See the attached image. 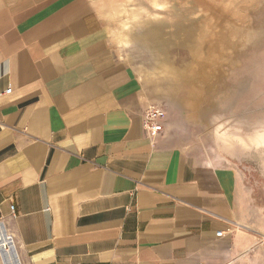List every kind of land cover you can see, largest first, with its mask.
I'll return each mask as SVG.
<instances>
[{"label": "crops", "instance_id": "0c3cea01", "mask_svg": "<svg viewBox=\"0 0 264 264\" xmlns=\"http://www.w3.org/2000/svg\"><path fill=\"white\" fill-rule=\"evenodd\" d=\"M103 31L88 0H0V222L19 263L264 264L238 170L191 158L166 117L144 130L154 94Z\"/></svg>", "mask_w": 264, "mask_h": 264}, {"label": "rangeland", "instance_id": "374dc122", "mask_svg": "<svg viewBox=\"0 0 264 264\" xmlns=\"http://www.w3.org/2000/svg\"><path fill=\"white\" fill-rule=\"evenodd\" d=\"M88 1L185 153L237 169L264 229V0Z\"/></svg>", "mask_w": 264, "mask_h": 264}, {"label": "built area", "instance_id": "2783aa9c", "mask_svg": "<svg viewBox=\"0 0 264 264\" xmlns=\"http://www.w3.org/2000/svg\"><path fill=\"white\" fill-rule=\"evenodd\" d=\"M10 91H11V88L8 87L2 92L9 93ZM165 115H166V112L163 107L158 106L157 104L149 105L148 108L145 110L143 117H142V126L144 130L149 134L160 132L163 129L162 121ZM10 208H13V205H10ZM0 225L2 226L4 233H6L1 222H0ZM7 236L10 242L12 243V245H14L11 235L8 234ZM0 253L1 255H3L2 250L0 251Z\"/></svg>", "mask_w": 264, "mask_h": 264}, {"label": "bare ground", "instance_id": "6f19581e", "mask_svg": "<svg viewBox=\"0 0 264 264\" xmlns=\"http://www.w3.org/2000/svg\"><path fill=\"white\" fill-rule=\"evenodd\" d=\"M8 233H4L2 226L0 225V258L2 264H20L15 256V249L12 247V243L8 238ZM9 244V246H8ZM14 246V245H13Z\"/></svg>", "mask_w": 264, "mask_h": 264}, {"label": "water", "instance_id": "95a60500", "mask_svg": "<svg viewBox=\"0 0 264 264\" xmlns=\"http://www.w3.org/2000/svg\"><path fill=\"white\" fill-rule=\"evenodd\" d=\"M12 247H13V249H15L13 245H12ZM14 252H15V256H16V258H17V260H18V257H17V254H16V251H14ZM18 262H19V260H18Z\"/></svg>", "mask_w": 264, "mask_h": 264}]
</instances>
